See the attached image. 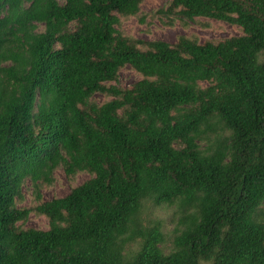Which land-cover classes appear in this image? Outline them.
I'll return each mask as SVG.
<instances>
[{
    "label": "trees",
    "instance_id": "1",
    "mask_svg": "<svg viewBox=\"0 0 264 264\" xmlns=\"http://www.w3.org/2000/svg\"><path fill=\"white\" fill-rule=\"evenodd\" d=\"M144 1L0 0V264H264V0H170L240 30L174 44L120 33ZM59 168L89 179L41 201Z\"/></svg>",
    "mask_w": 264,
    "mask_h": 264
},
{
    "label": "rangeland",
    "instance_id": "2",
    "mask_svg": "<svg viewBox=\"0 0 264 264\" xmlns=\"http://www.w3.org/2000/svg\"><path fill=\"white\" fill-rule=\"evenodd\" d=\"M170 0H145L140 13L134 17H121L118 30L127 37L138 41H162L174 44L180 37L197 40L199 43L208 41L219 42L221 40L240 35V30L223 22H216L208 19H196L195 21L180 20L173 17H164L158 12L166 9ZM172 18V19H171ZM142 80V77L134 72L130 67H125L120 71L118 83L115 84L121 89H127ZM205 86V84H203ZM106 98L96 95L94 101L105 102ZM54 182L51 185H44L40 189L41 201H50L53 198H63L67 196L71 189L81 185L89 179L87 173H79L74 177H67L62 168L57 169L54 174ZM38 200L33 193L30 182H26L22 189V199L17 201L20 209L34 208ZM174 208L154 207L148 204L143 218L147 221L161 219L164 221L163 231L167 234V242L170 241V234L176 224ZM25 228L46 230L49 227L48 220L44 217L31 214L24 224ZM170 243L166 247L169 248ZM135 246H130L133 251Z\"/></svg>",
    "mask_w": 264,
    "mask_h": 264
}]
</instances>
